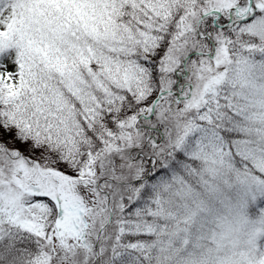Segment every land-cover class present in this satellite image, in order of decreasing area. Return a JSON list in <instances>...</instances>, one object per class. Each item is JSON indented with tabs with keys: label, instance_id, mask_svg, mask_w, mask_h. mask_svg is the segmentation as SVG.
<instances>
[{
	"label": "snow or ice",
	"instance_id": "snow-or-ice-1",
	"mask_svg": "<svg viewBox=\"0 0 264 264\" xmlns=\"http://www.w3.org/2000/svg\"><path fill=\"white\" fill-rule=\"evenodd\" d=\"M0 264H264V0H0Z\"/></svg>",
	"mask_w": 264,
	"mask_h": 264
}]
</instances>
